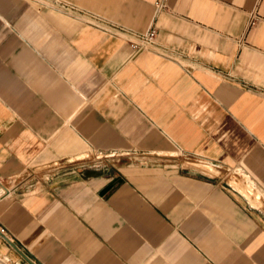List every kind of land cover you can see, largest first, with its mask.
<instances>
[{
	"label": "crops",
	"instance_id": "crops-1",
	"mask_svg": "<svg viewBox=\"0 0 264 264\" xmlns=\"http://www.w3.org/2000/svg\"><path fill=\"white\" fill-rule=\"evenodd\" d=\"M0 224V264H264V0H0Z\"/></svg>",
	"mask_w": 264,
	"mask_h": 264
},
{
	"label": "built area",
	"instance_id": "built-area-1",
	"mask_svg": "<svg viewBox=\"0 0 264 264\" xmlns=\"http://www.w3.org/2000/svg\"><path fill=\"white\" fill-rule=\"evenodd\" d=\"M158 5L162 6L163 3L159 2ZM56 7L58 10H60L61 12L67 15H72L76 17L80 15H84L85 17L88 18L87 22L97 27H100L101 29L106 30L110 33L129 34L130 37L127 38V42L132 49L157 47L155 40H154L156 31L153 26L148 27L145 31L130 32V31L124 30L118 25L106 22L95 15H88L68 2L58 1ZM250 22H252V20H250ZM0 239H9L6 228L2 224H0Z\"/></svg>",
	"mask_w": 264,
	"mask_h": 264
}]
</instances>
